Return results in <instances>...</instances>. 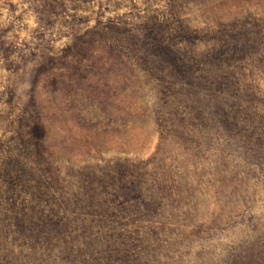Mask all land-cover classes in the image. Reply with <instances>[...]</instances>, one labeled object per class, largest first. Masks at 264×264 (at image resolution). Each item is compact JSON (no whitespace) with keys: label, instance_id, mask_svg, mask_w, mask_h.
Returning a JSON list of instances; mask_svg holds the SVG:
<instances>
[{"label":"rangeland","instance_id":"obj_1","mask_svg":"<svg viewBox=\"0 0 264 264\" xmlns=\"http://www.w3.org/2000/svg\"><path fill=\"white\" fill-rule=\"evenodd\" d=\"M0 264H264V0H0Z\"/></svg>","mask_w":264,"mask_h":264}]
</instances>
